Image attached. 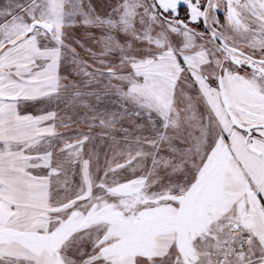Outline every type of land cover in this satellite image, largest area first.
<instances>
[{
	"label": "snow or ice",
	"instance_id": "6c2138e0",
	"mask_svg": "<svg viewBox=\"0 0 264 264\" xmlns=\"http://www.w3.org/2000/svg\"><path fill=\"white\" fill-rule=\"evenodd\" d=\"M0 264H264V0H0Z\"/></svg>",
	"mask_w": 264,
	"mask_h": 264
},
{
	"label": "rangeland",
	"instance_id": "374dc122",
	"mask_svg": "<svg viewBox=\"0 0 264 264\" xmlns=\"http://www.w3.org/2000/svg\"><path fill=\"white\" fill-rule=\"evenodd\" d=\"M94 2H96V3H102V0H94Z\"/></svg>",
	"mask_w": 264,
	"mask_h": 264
}]
</instances>
